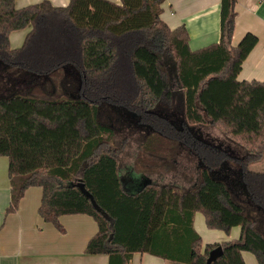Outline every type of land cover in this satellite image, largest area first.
I'll list each match as a JSON object with an SVG mask.
<instances>
[{"label":"trees","instance_id":"obj_1","mask_svg":"<svg viewBox=\"0 0 264 264\" xmlns=\"http://www.w3.org/2000/svg\"><path fill=\"white\" fill-rule=\"evenodd\" d=\"M235 1L220 0L218 42L192 50L186 27L160 17L163 0H0L6 212L37 186L44 221L62 230L61 215L94 219L85 251L106 254L108 264H129L135 252L206 264L217 245L222 253L210 264H245L242 251L264 264V169L249 168L264 157V81L237 79L257 36L248 31L231 44ZM20 29L27 32L13 47L9 34ZM207 125L227 142L204 134ZM120 130H131L124 142L138 132L128 166ZM186 154L191 185L151 177ZM128 170L141 183H124ZM197 211L207 228L239 226V235L203 245Z\"/></svg>","mask_w":264,"mask_h":264},{"label":"crops","instance_id":"obj_2","mask_svg":"<svg viewBox=\"0 0 264 264\" xmlns=\"http://www.w3.org/2000/svg\"><path fill=\"white\" fill-rule=\"evenodd\" d=\"M39 1L41 0H15V6L22 7ZM49 1L63 6L69 0ZM234 9L236 15L231 44L235 46L248 31L257 36L256 44L242 62L237 79L264 81V0H236ZM160 17L171 28L179 25L186 27L188 44L192 50L219 40L220 0H163ZM15 32H21V35ZM26 32L27 29L10 32L11 46L17 47V41L22 40ZM7 166V156L0 155V264H108L106 254H88L85 251L88 239L95 233L94 228L89 225L88 215H61L59 222L62 230L38 215L40 187L32 191L26 188L16 211L7 213L6 208L10 201ZM141 181L142 177H138L137 181L131 178V181L125 183L130 186L133 182ZM195 215L196 213L194 217ZM234 227L228 233L212 229L209 243H221L236 238L240 229L239 226ZM194 229L197 231L195 226ZM242 256L245 264H257L248 251H242ZM129 264L184 263L135 252Z\"/></svg>","mask_w":264,"mask_h":264},{"label":"rangeland","instance_id":"obj_3","mask_svg":"<svg viewBox=\"0 0 264 264\" xmlns=\"http://www.w3.org/2000/svg\"><path fill=\"white\" fill-rule=\"evenodd\" d=\"M15 33H19V35H21L20 34L21 32H15ZM23 38L24 37H22V40L17 41V44H18L17 46H20L22 44ZM13 44H14V41H13ZM118 112L124 113V114L126 113L123 108H120L118 110ZM200 129L202 130V132L204 134H206L208 136L217 137L223 141H226V139H227L226 136L217 127H215L213 125H207V126H204ZM122 130H124V128ZM122 130H120V132L116 133L115 141L117 144L122 146V152L120 154L122 164H124V166L125 165L128 166L129 164H127V163H129L132 160L130 158V156H131L132 152L135 151V148H136L134 140L138 136V134H137L138 132H132L134 134L132 136L131 135L128 136L129 141L124 142V141H121V139H123V136H125L131 130H129L128 132L126 130L125 131H122ZM249 168L252 170H256V171L263 170L264 169V157L259 161L251 163L249 165ZM131 174H132V171H130V170H128L127 173L122 172L121 176H122V180L124 183L127 180H131V177H130ZM127 176H129V177H127ZM151 177L157 181H160V182H170L171 181V182H175L177 184H180L182 186H189L195 181L194 158L187 156V154L186 155H180L177 159V163H176V166L174 169H172L170 171H161L159 173H153V174H151ZM27 189H29V191H32V189H40V188L36 187V186H30ZM26 190H25V192H26ZM195 213H196V215L194 217L193 223H194V226L197 229V231L200 233L201 241H202V244L204 245L205 243H209L210 242L209 240L212 239L213 230L210 228H207V226L205 225L204 216H203L202 212L197 211ZM89 217H90L89 218V221H90L89 225L92 228H94V232H96V223L91 216H89ZM248 253L253 257V259H255L253 253H251V252H248ZM172 262H175V261H172Z\"/></svg>","mask_w":264,"mask_h":264},{"label":"water","instance_id":"obj_4","mask_svg":"<svg viewBox=\"0 0 264 264\" xmlns=\"http://www.w3.org/2000/svg\"><path fill=\"white\" fill-rule=\"evenodd\" d=\"M222 253V247L221 245H217L214 248H212L207 256L206 264H210L211 261L216 257L219 256Z\"/></svg>","mask_w":264,"mask_h":264}]
</instances>
